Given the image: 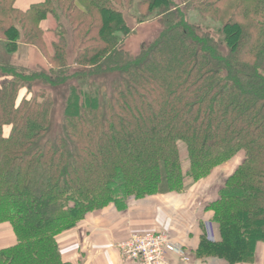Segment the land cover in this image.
Instances as JSON below:
<instances>
[{
  "label": "trees",
  "instance_id": "obj_1",
  "mask_svg": "<svg viewBox=\"0 0 264 264\" xmlns=\"http://www.w3.org/2000/svg\"><path fill=\"white\" fill-rule=\"evenodd\" d=\"M15 1L0 0L7 53H46L49 14L58 41L47 67L0 59V233L11 235L0 264H73L58 237L89 214L181 190L235 159L207 206L221 240L202 236L196 255L252 262L264 242V0ZM125 12L161 27L136 54L124 48ZM110 73L108 90L95 86ZM64 86L50 134L47 88Z\"/></svg>",
  "mask_w": 264,
  "mask_h": 264
},
{
  "label": "crops",
  "instance_id": "obj_2",
  "mask_svg": "<svg viewBox=\"0 0 264 264\" xmlns=\"http://www.w3.org/2000/svg\"><path fill=\"white\" fill-rule=\"evenodd\" d=\"M36 1L16 0L15 6L25 9ZM237 162L238 159L235 165ZM232 171L222 167L204 179L187 181L181 190L112 201L59 235L62 258L73 264H139L124 258L117 244L133 232H161L182 246L189 256V261L184 262L172 254L170 258L176 264H227L222 258L199 257L196 251L202 236L212 242L221 240L219 226L212 220L207 206L220 196L224 181ZM1 238L2 235L0 245ZM238 264H264V242L256 244L252 262Z\"/></svg>",
  "mask_w": 264,
  "mask_h": 264
},
{
  "label": "rangeland",
  "instance_id": "obj_3",
  "mask_svg": "<svg viewBox=\"0 0 264 264\" xmlns=\"http://www.w3.org/2000/svg\"><path fill=\"white\" fill-rule=\"evenodd\" d=\"M179 2L180 0H176ZM15 5V3H14ZM190 19H198L197 14L194 12H189ZM125 19L130 28V33L124 39V48L131 54H136L140 51L141 47L149 44L160 32L161 27L157 23L156 20H145L143 22H138L136 18L125 12ZM201 20V24L204 27H209V30L216 28V24L208 21ZM43 27V39L46 45V53H43L38 48L34 46H26L22 45L18 52L14 54H9L4 50L3 44L0 45V59L27 66L29 68H36L37 66L47 67L48 60L46 54L51 55L53 53V43L58 41V36L56 35L57 23L55 18L49 14L47 18L42 23ZM116 73H110L109 76L102 75L97 78H94V84L96 87H99L101 90H108L109 83L112 77H115ZM37 85L36 87H38ZM47 90L53 95L55 99V104L52 109L51 114V123L49 126V130H51L50 134H55L59 132L62 127V108L64 105V94L67 93V87H56L52 90ZM236 159L228 163L225 166L226 169H233L235 165ZM2 235V242L9 241L7 237L9 234L0 233Z\"/></svg>",
  "mask_w": 264,
  "mask_h": 264
},
{
  "label": "built area",
  "instance_id": "obj_4",
  "mask_svg": "<svg viewBox=\"0 0 264 264\" xmlns=\"http://www.w3.org/2000/svg\"><path fill=\"white\" fill-rule=\"evenodd\" d=\"M117 247L124 258L136 260L139 264H176L170 258L172 254L180 257L181 261H189L183 247L161 232H133Z\"/></svg>",
  "mask_w": 264,
  "mask_h": 264
}]
</instances>
